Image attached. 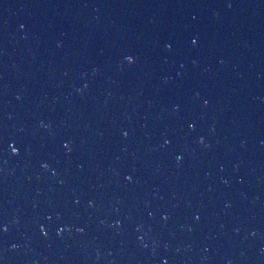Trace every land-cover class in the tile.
<instances>
[{
  "label": "water",
  "instance_id": "water-1",
  "mask_svg": "<svg viewBox=\"0 0 264 264\" xmlns=\"http://www.w3.org/2000/svg\"><path fill=\"white\" fill-rule=\"evenodd\" d=\"M0 225V264H264V0H0Z\"/></svg>",
  "mask_w": 264,
  "mask_h": 264
},
{
  "label": "snow or ice",
  "instance_id": "snow-or-ice-1",
  "mask_svg": "<svg viewBox=\"0 0 264 264\" xmlns=\"http://www.w3.org/2000/svg\"><path fill=\"white\" fill-rule=\"evenodd\" d=\"M21 27H23V26H21ZM190 43H191L193 46H195V45L198 44V40H197L196 38H191V39H190ZM167 47L170 48V47H171V44H168ZM127 58H129V60H128V63H129V64H132V63L135 62V57H134V56L129 55V56H127ZM204 104H205V105L208 104V100L205 99V100H204ZM187 126H188L189 129H194V127H195L194 124H192V123H189ZM123 135L126 137V136L128 135V133H127V132H124ZM199 142H200L201 144H203V143H204V138L201 137ZM63 147H64L65 149H68L69 151H71V149H70V145H69L68 143H65V144L63 145ZM10 148H11V151H12L13 154H16V155L19 154V149H18L15 145H10ZM177 157H179V156H177ZM179 158H181V157H179ZM43 167L46 168V167H48V165H47V164H44ZM126 179L129 180V181H131L132 177H131V176H127ZM78 202H79V201H77V203H78ZM165 219H167V216H165ZM196 219H199V216H196ZM40 230H41V232H43L45 235H47V233L44 231L43 227H42ZM6 231H7V228L4 227L3 225H0V232H6ZM60 231H63V229H61Z\"/></svg>",
  "mask_w": 264,
  "mask_h": 264
},
{
  "label": "clouds",
  "instance_id": "clouds-1",
  "mask_svg": "<svg viewBox=\"0 0 264 264\" xmlns=\"http://www.w3.org/2000/svg\"><path fill=\"white\" fill-rule=\"evenodd\" d=\"M126 60H127V62H128L129 58H127V57H126ZM85 87H86V85H85ZM177 160H180V158H179V157H177Z\"/></svg>",
  "mask_w": 264,
  "mask_h": 264
}]
</instances>
